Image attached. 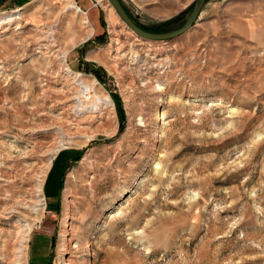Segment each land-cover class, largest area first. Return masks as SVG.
<instances>
[{
	"label": "rangeland",
	"instance_id": "374dc122",
	"mask_svg": "<svg viewBox=\"0 0 264 264\" xmlns=\"http://www.w3.org/2000/svg\"><path fill=\"white\" fill-rule=\"evenodd\" d=\"M195 1L120 0L147 29L180 15L166 32ZM29 252L264 264V0H207L166 41L138 37L109 0H0V264Z\"/></svg>",
	"mask_w": 264,
	"mask_h": 264
},
{
	"label": "water",
	"instance_id": "95a60500",
	"mask_svg": "<svg viewBox=\"0 0 264 264\" xmlns=\"http://www.w3.org/2000/svg\"><path fill=\"white\" fill-rule=\"evenodd\" d=\"M109 1H110V3H112L114 8L116 9L120 18H122L125 21L127 26L133 32H135V34L138 37L144 38L147 40H152V41L171 40L172 38H175L177 36H180V35L186 33V31H188L189 29H191L194 26V24L196 23V21L200 17V13L202 11L203 6L207 2V0H196L194 5H193L192 10L188 14L189 15L188 18L185 20V22H183V24L180 27L175 28V29H171V31H168V32H156V33H154V32L146 30V29L142 28L141 26L137 25L134 22V20L132 19V17L129 16L126 8L124 7L123 3L120 2V0H109Z\"/></svg>",
	"mask_w": 264,
	"mask_h": 264
},
{
	"label": "crops",
	"instance_id": "0c3cea01",
	"mask_svg": "<svg viewBox=\"0 0 264 264\" xmlns=\"http://www.w3.org/2000/svg\"><path fill=\"white\" fill-rule=\"evenodd\" d=\"M66 156H65V152L64 153H61L57 158L56 160L54 161V166L48 176V181L46 183V186H45V194H47L48 198H50L51 200H49L50 202L49 203V207H53V205L55 204V196L54 195V192H56V190L58 189V184H59V181H60V177H61V172L63 170V167L65 165V161H66ZM50 196V197H49ZM45 198H46V195H45ZM54 201V202H53ZM42 253V252H41ZM33 256V259H35V254L32 255ZM42 254L39 256V259L37 261H41V258H42Z\"/></svg>",
	"mask_w": 264,
	"mask_h": 264
},
{
	"label": "bare ground",
	"instance_id": "6f19581e",
	"mask_svg": "<svg viewBox=\"0 0 264 264\" xmlns=\"http://www.w3.org/2000/svg\"><path fill=\"white\" fill-rule=\"evenodd\" d=\"M62 1V0H61ZM68 7V6H67ZM71 7H73V6H71ZM81 10V9H80ZM80 10H78V11H80ZM82 11V10H81ZM130 16V15H129ZM153 87L156 89V87H155V84L153 85ZM50 173V172H49ZM49 173L46 175V176H44V177H46V178H44L43 177V179L41 180V186L39 187V198H41L40 200V202H42V203H40L39 205H41V206H43V207H46L47 208V206H49V203H48V200L45 198V186H46V183H47V181H48V176H49ZM38 205V204H37ZM89 206V205H91V207H90V210L89 209H86V211L87 210H89L91 213L92 212H95L97 209H95V206L97 205V200L96 199H88L87 201H83L82 202V205H81V208L83 207V206ZM89 208V207H88ZM43 209V208H42ZM89 212V213H90ZM87 214V215H85V217H88V215H90V214ZM40 215L42 214V212H40L39 213ZM84 217V218H85ZM92 218H95V216H92ZM83 221H84V219H83ZM124 255V254H123ZM126 257V256H125ZM27 258H28V261L27 262H29L28 264H31V260L33 259V256H31V253L29 252V253H27Z\"/></svg>",
	"mask_w": 264,
	"mask_h": 264
},
{
	"label": "trees",
	"instance_id": "16d2710c",
	"mask_svg": "<svg viewBox=\"0 0 264 264\" xmlns=\"http://www.w3.org/2000/svg\"><path fill=\"white\" fill-rule=\"evenodd\" d=\"M180 19H181V16H180V15H177V16L171 18V19H168L167 22H165V23H163V24H161V25H159L158 27H155V28H153V29H147V28L143 27L142 25H140L139 22H138V24H137V22L135 21V23H136L137 25L141 26L142 28H144V29H146V30H150V31H152V32H156V31H157V32H166L165 29H166V27H167L169 24H174V23L178 22Z\"/></svg>",
	"mask_w": 264,
	"mask_h": 264
}]
</instances>
